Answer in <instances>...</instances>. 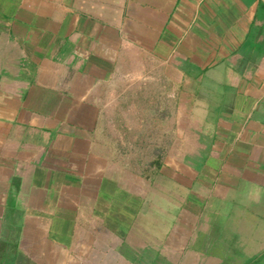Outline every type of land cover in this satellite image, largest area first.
Returning <instances> with one entry per match:
<instances>
[{"label":"crops","instance_id":"0c3cea01","mask_svg":"<svg viewBox=\"0 0 264 264\" xmlns=\"http://www.w3.org/2000/svg\"><path fill=\"white\" fill-rule=\"evenodd\" d=\"M223 259L264 264V0H0V264Z\"/></svg>","mask_w":264,"mask_h":264},{"label":"rangeland","instance_id":"374dc122","mask_svg":"<svg viewBox=\"0 0 264 264\" xmlns=\"http://www.w3.org/2000/svg\"><path fill=\"white\" fill-rule=\"evenodd\" d=\"M235 254V253H234ZM239 256V255H237ZM233 257H236V255H234ZM226 262V259H223V264Z\"/></svg>","mask_w":264,"mask_h":264}]
</instances>
